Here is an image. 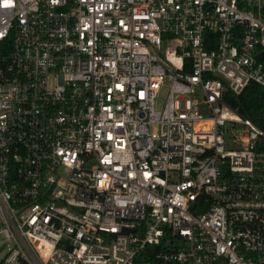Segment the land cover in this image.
<instances>
[{"label":"built area","instance_id":"2783aa9c","mask_svg":"<svg viewBox=\"0 0 264 264\" xmlns=\"http://www.w3.org/2000/svg\"><path fill=\"white\" fill-rule=\"evenodd\" d=\"M249 83L264 0H0V264H264Z\"/></svg>","mask_w":264,"mask_h":264},{"label":"trees","instance_id":"16d2710c","mask_svg":"<svg viewBox=\"0 0 264 264\" xmlns=\"http://www.w3.org/2000/svg\"><path fill=\"white\" fill-rule=\"evenodd\" d=\"M224 99L231 107L264 132V88L255 83H249L239 95L227 92ZM260 148L264 149V144Z\"/></svg>","mask_w":264,"mask_h":264},{"label":"rangeland","instance_id":"374dc122","mask_svg":"<svg viewBox=\"0 0 264 264\" xmlns=\"http://www.w3.org/2000/svg\"><path fill=\"white\" fill-rule=\"evenodd\" d=\"M166 96V90L163 88L161 92L159 93V98L162 100ZM7 251V246L2 242V234L0 231V261L2 260L3 256L5 255Z\"/></svg>","mask_w":264,"mask_h":264}]
</instances>
